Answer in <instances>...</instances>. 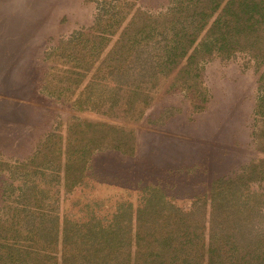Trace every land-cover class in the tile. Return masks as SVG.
Segmentation results:
<instances>
[{"label": "trees", "instance_id": "obj_1", "mask_svg": "<svg viewBox=\"0 0 264 264\" xmlns=\"http://www.w3.org/2000/svg\"><path fill=\"white\" fill-rule=\"evenodd\" d=\"M54 51L64 70L42 94L129 123L163 89L203 111L211 96L201 64L241 57L262 72L252 138L264 154V0H163L156 10L102 0L94 24ZM56 138L24 160L0 152V264H264V158L213 181L188 210L148 184L136 202L121 198L109 213L96 199L76 202L74 213L63 204L90 186L96 154L134 156L136 138L80 118Z\"/></svg>", "mask_w": 264, "mask_h": 264}, {"label": "rangeland", "instance_id": "obj_2", "mask_svg": "<svg viewBox=\"0 0 264 264\" xmlns=\"http://www.w3.org/2000/svg\"><path fill=\"white\" fill-rule=\"evenodd\" d=\"M101 1L0 0V152L7 159L24 160L39 146L56 144L57 135L67 136L73 118L105 122L134 133L136 154L97 153L95 174L87 177L90 186L77 189L63 209L76 213L81 210L76 202L96 199L109 213L121 198L136 202L141 186L159 184L188 210L213 181L264 158L252 138L262 72L246 66L241 57L203 62L199 81L211 99L199 112L184 93L163 89L137 123L77 113L40 90L46 80L54 82L52 88L59 84L64 68L54 50L94 24ZM161 3L138 0L147 10Z\"/></svg>", "mask_w": 264, "mask_h": 264}]
</instances>
